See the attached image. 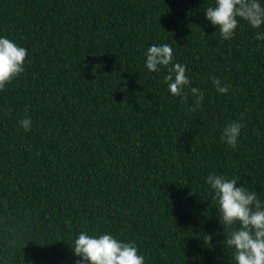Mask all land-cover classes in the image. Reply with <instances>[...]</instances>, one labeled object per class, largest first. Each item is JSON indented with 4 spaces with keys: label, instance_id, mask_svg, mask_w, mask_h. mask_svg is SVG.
I'll return each mask as SVG.
<instances>
[{
    "label": "trees",
    "instance_id": "16d2710c",
    "mask_svg": "<svg viewBox=\"0 0 264 264\" xmlns=\"http://www.w3.org/2000/svg\"><path fill=\"white\" fill-rule=\"evenodd\" d=\"M210 5L0 0V35L27 49L0 89V264H75L81 231L134 242L145 264H235L205 178L264 201V25L238 18L224 39ZM153 43L190 70L185 99L168 92L167 69L144 67ZM238 119L231 148L220 134Z\"/></svg>",
    "mask_w": 264,
    "mask_h": 264
},
{
    "label": "clouds",
    "instance_id": "9594fccd",
    "mask_svg": "<svg viewBox=\"0 0 264 264\" xmlns=\"http://www.w3.org/2000/svg\"><path fill=\"white\" fill-rule=\"evenodd\" d=\"M205 19L224 39L233 36L238 27V18L247 21L252 28L264 25V0H214V5L204 9ZM257 40H264V32H257ZM144 67L149 72L167 69L164 81L172 96L185 99V89L190 85L187 66L174 61L173 48L168 43H153L144 52ZM27 49L0 35V89L23 73ZM217 92L226 94L229 86L213 76ZM196 106L203 99L202 91L190 87ZM32 119L25 115L18 124L25 131L32 127ZM243 127L242 120L227 123L221 130L220 140L229 147L237 146ZM205 183L210 187L212 198L218 206V218L224 231V243L233 249L235 264H264V201L256 191L239 185L234 178L223 174L209 173ZM238 225V226H237ZM209 237V236H208ZM75 264H145V257L132 241H122L109 232L89 234L81 231L75 236L71 247Z\"/></svg>",
    "mask_w": 264,
    "mask_h": 264
}]
</instances>
